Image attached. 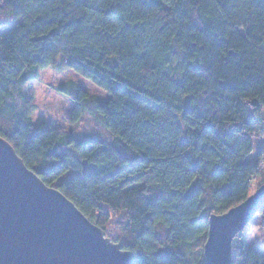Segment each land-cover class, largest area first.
Listing matches in <instances>:
<instances>
[{
	"label": "trees",
	"instance_id": "1",
	"mask_svg": "<svg viewBox=\"0 0 264 264\" xmlns=\"http://www.w3.org/2000/svg\"><path fill=\"white\" fill-rule=\"evenodd\" d=\"M181 4V8L172 10L164 0H2L0 2V115L7 112L17 125L27 130L29 124L24 123L23 114L15 112L16 101L9 99L10 89L21 88L24 84L36 80L38 72L48 67L60 71L71 70L94 84L99 80V86L110 93L107 102L101 104L96 103L95 99L84 96L79 90L74 98L73 111L76 117L82 116L85 111L91 113L111 135L113 139L111 143L92 137L72 135L71 132L61 137L58 130L50 129L45 123L36 124L29 133L27 141L29 145L41 135H44L45 139L48 136L55 137L54 147L44 153L49 164L40 169L35 162L28 164L11 136H0L13 146L23 164L39 176L45 185L59 190L103 232L105 227L112 223L113 211L121 209L122 202L127 207L135 208L134 198L144 189L143 181L153 169L163 164V161L158 160L138 141L133 143L129 140L126 143L128 129L122 125L140 115L143 110L155 112L163 110L173 116L179 112L180 118L185 121L193 115L199 121L206 115L193 107V96L185 95L182 104H175L172 102L174 98L172 96L156 95L141 82L143 77L141 81H137L131 73H126L119 53L108 52L106 47L123 45L130 66H148L155 73L157 64H149L151 52L166 51L169 55H178L180 49L175 47L174 43L179 42L180 47L185 49L182 55L187 57L186 66L185 61H181V65L185 66V74L190 70L204 80L208 78L205 77V73H210L217 64L222 70L239 73V76L230 77V80L235 82L226 81L222 76L216 82L219 92L213 93L212 96L219 95L221 101L228 105L229 111L239 106L244 117L239 132L243 134L242 142L247 145V149L241 151L243 158L239 161L235 173L241 183L237 184L233 181L228 170L221 166L223 161L221 164L213 165L207 177H202L198 174L200 161L193 155L196 150L208 149L207 145L201 146L198 143L205 134L226 143L228 139H232L237 126L229 121L225 129H219L216 124L209 121L197 130L196 124L193 123L188 131L195 140L189 139L185 134L178 144L179 147L192 149L183 155V159L190 164L191 186L185 185L187 190L181 195L188 199L199 196L205 191H211L216 202L201 199L196 205L195 215L186 225L179 229L171 226L163 227L161 232L152 233L151 241L144 239L148 235L145 224L155 225L158 217L148 213L147 207L143 211L138 210L139 215L136 216L139 221L138 227L132 228L130 225L124 227L122 223H118V226L123 228L124 234L117 241L122 243V250L133 253L130 264H144L143 257L147 254L158 259L160 256L161 264H205L203 245L207 238L208 219L215 214L223 215L230 208L245 201L251 195L252 181L257 182L258 177V180L261 179L259 173L254 171V166L256 157L264 153V148L257 149L256 154L254 152L253 160H247L253 151L251 144L256 140L252 130L257 120L252 111L244 106L251 104L257 111L264 108V15L259 16L255 24L246 27L245 22L238 19L236 9L241 4L255 5L261 13H264V0H181ZM157 8L170 14L175 11L177 22L173 27L165 20L155 34L157 40L148 39L150 51H141L140 44L150 31L151 22L146 16ZM220 13H223V17ZM117 25H120L119 33L114 36L111 33ZM161 38H163L161 41L163 48L157 43ZM130 39L131 44L128 43ZM57 57H61V60L58 61ZM258 65L259 71H257ZM160 77L178 90L184 88L183 78L176 80L167 72H160ZM192 87L198 85L193 84ZM225 93L232 95L225 96ZM18 99L25 101L21 91ZM141 105L143 108L140 107ZM206 111L211 113V109ZM211 115L215 117V113ZM148 123L147 120L143 121V125ZM220 123L224 122L220 121ZM179 127L181 125L177 124V128ZM41 128L43 133L40 131ZM117 128L119 131H116ZM246 129L248 131H245ZM16 131L18 132L19 129L17 128ZM65 145L68 146V151L76 149L74 155L77 157L80 153L85 154L79 159L85 177H91L96 185L107 186L103 191L100 187H95L91 193L92 203L87 209L67 194L66 185L75 177L71 173L59 176V172L66 170L65 164L62 159H53L57 153L64 154ZM104 161H109L110 165ZM48 172L56 175L49 180L45 176ZM146 203L147 206H153L170 201L166 199L164 191L158 189ZM261 209H264V205ZM166 215L171 217L174 212ZM165 223L167 224L168 221L165 220ZM251 223L256 222L252 220ZM146 244L150 245L147 249H145ZM231 245V264H264V250L259 252L251 248L239 234Z\"/></svg>",
	"mask_w": 264,
	"mask_h": 264
},
{
	"label": "clouds",
	"instance_id": "2",
	"mask_svg": "<svg viewBox=\"0 0 264 264\" xmlns=\"http://www.w3.org/2000/svg\"><path fill=\"white\" fill-rule=\"evenodd\" d=\"M2 2V0H0ZM168 4V8L176 10L182 7L181 0H164ZM99 6V5H98ZM127 7V6H126ZM232 7V5H229ZM238 19H242L245 22V26L255 24L257 18L264 13H261L255 5L241 4L237 9ZM123 15V13H122ZM223 17V13H220ZM146 18L151 22L149 27L150 31L148 36L143 39V43L140 44V50L149 52L148 39L157 40L156 32L163 25V22L167 20L170 24L175 27L177 22V15L175 11L171 14L168 12L161 11V8H157L154 12L147 14ZM226 18V17H224ZM120 25L111 33L116 35L119 33ZM161 40L157 41L161 48L164 47ZM132 43L131 39L128 41ZM139 43V42H137ZM175 47L180 49V54L172 56L165 52H151V59L149 64L156 63L157 71L154 73L148 66H130L128 64V57L123 51V45L120 47H106L108 52H118L121 63L125 65V72L131 73L137 81H141L146 87H149L156 95H168L174 97L172 102L175 104H182L183 96L190 95L194 99L192 101L193 107L199 112L206 113L205 118L199 121L196 120V116H191L187 121L180 118V113H175L173 116L171 113H166L161 110L155 111H141L140 115L134 119L128 121L122 125L128 129V135L125 138V142L128 143L131 140L133 143L139 142L143 147H147L152 155L158 160L163 161L161 167L153 169L152 172L145 178L143 183L145 184L144 189L141 191L136 199L135 208L125 206L122 202L121 209L119 211H113L112 223L108 224L104 231L105 234L111 239H119L124 234L123 228L118 226V223H122L124 227L129 225L132 228L139 226V221L136 216L139 215V211H143L147 207V212L151 213L156 219L155 225L145 224V230L148 233L144 237L145 241L152 240L153 232H161L163 227H175L177 229L186 225L190 218L196 213V205L201 199L211 201L215 203V198L211 191H205L199 196L190 197L185 199L181 193L185 192L187 187H190L191 176L189 174L190 164L183 159V155L186 151H192L191 148L179 147V141L185 134L188 135L189 139L195 140V137L188 130L192 128L193 123L196 124V129L199 130L203 125H206L209 121L216 124L217 128L225 129L230 121L232 125H236L237 128L242 127V121L244 117L241 114L239 106L233 107L231 111L228 110V105L221 101L220 96H212L213 93L219 92L217 81L223 76L226 81H231L230 77L233 75L239 76V73H230L228 70H222L220 65L211 69L210 73H205L207 79L201 80L197 75L191 73L190 70L185 74V66L187 63V57L182 55L185 51L184 48L180 47L179 42L174 43ZM56 59H59L57 57ZM185 61V66L181 65V61ZM165 61H167L165 63ZM203 62V61H202ZM260 66H257L259 71ZM160 72H167L168 75L176 80L183 78L184 88L178 90L173 87L172 84L167 83L160 77ZM82 79L77 73H58L52 83L59 84L61 80L65 82H71V87H75ZM47 80H41L38 82V86L42 85L41 91L47 89ZM100 81L98 80L96 85H92L89 81L86 87L89 89V98L95 99L96 96H101L105 92V88L99 87ZM193 84H197L198 87H192ZM107 86V85H106ZM98 89V90H97ZM20 91H27L26 86H22L17 89H10V100L16 101L15 112L23 114L22 119L24 123L29 124L27 130L24 127L17 125L11 116L5 112L0 115V136L9 135L13 142L19 148L21 155L31 165L35 162L40 169H43L45 165L49 164L48 158L44 155L49 148L54 147V136H48L45 139L44 135H41L38 140L29 145L27 143L29 133L33 130L38 122V114H43L44 119H52L56 125L58 133L61 137L66 136L71 131L72 135H80L83 137L85 134L98 130L102 127L100 123L96 122V118L89 112L85 111L82 117L77 121L76 125H73L67 116V112L70 104L74 103L72 97H64L56 95L52 89H47L48 98H44L41 95H37V98L33 100L31 104L25 105L21 100L18 99ZM110 94V93H109ZM225 96L232 95V93H225ZM252 95V93H249ZM203 101V103H202ZM218 105V107H217ZM143 108V106H140ZM244 107L251 110L257 124L252 130L255 134L256 140L260 141L264 139V108H260L258 111L253 108L251 104H246ZM207 109H211V113H215V117L211 113H207ZM119 111V109H117ZM175 111V110H173ZM182 111V109H181ZM123 120V117H121ZM147 120L149 123L143 125V121ZM223 121L224 123H220ZM30 122V123H29ZM177 124L181 127L177 128ZM143 125V126H142ZM19 129L17 132L16 129ZM43 133V128H41ZM119 131V128L116 129ZM245 131H248L247 129ZM109 139L111 135L107 132L104 133ZM243 134L236 132L234 129V135L232 139H228L226 143H222L219 139H215L212 136L205 134L202 139L198 141L201 146L207 145L208 149L205 151L196 150L193 155L200 161L199 175L207 177L211 171L212 166L221 164V166L228 170V174L232 177L233 181L237 184L241 183L240 178L235 174L238 167L239 161L243 158L241 151H246L247 145L242 142ZM131 146V145H130ZM231 146V147H230ZM253 152L256 154V144H251ZM143 147L141 150H143ZM65 152L63 155L57 153L53 159H62L66 170L59 172V176H66L71 173L75 179L68 185H66V191L78 203H81L86 209L92 203V191L95 187H100L103 191L106 185H96L95 180L91 177L84 176V170L82 165L79 163V159L84 157V153H80L79 157L74 155L77 151L72 149L68 151V146L65 145ZM42 149V151H41ZM216 153L215 155L213 153ZM110 165L109 161H104ZM254 171L259 173L261 177L257 182V186L264 184V153L259 154L256 157V163ZM55 173L45 174L46 178L51 180L54 178ZM123 179V177H121ZM173 185H176L173 187ZM215 187V184L213 185ZM163 190L165 197L170 203L157 204L153 206H147V201L153 197L156 190ZM175 206V207H173ZM139 210V211H138ZM174 212V215L169 217L166 213ZM135 213L136 215H133ZM256 223L247 224L239 233V236L245 240L252 241L256 238L259 239L260 244L264 245V209L258 210L255 213ZM165 220L168 223H165ZM150 245H145V249ZM144 258V264H161L160 260L153 257L151 254H147Z\"/></svg>",
	"mask_w": 264,
	"mask_h": 264
},
{
	"label": "water",
	"instance_id": "3",
	"mask_svg": "<svg viewBox=\"0 0 264 264\" xmlns=\"http://www.w3.org/2000/svg\"><path fill=\"white\" fill-rule=\"evenodd\" d=\"M263 205L261 184L242 203L208 219L205 264H231L232 241ZM132 258L0 137V264H130Z\"/></svg>",
	"mask_w": 264,
	"mask_h": 264
},
{
	"label": "rangeland",
	"instance_id": "4",
	"mask_svg": "<svg viewBox=\"0 0 264 264\" xmlns=\"http://www.w3.org/2000/svg\"><path fill=\"white\" fill-rule=\"evenodd\" d=\"M61 60V57L58 59V61ZM60 72H64V73H72L73 75H76V73H74L73 71L71 70H63V71H60L58 69H55V68H51V67H48V68H44V69H41L39 72H38V78L36 80H33V81H30V83H26L24 84L23 86H26L27 87V91H21L22 92V95L25 99V102L24 104L26 105V102H28V104H31L33 102V100H35L37 98V95H41L43 96L44 98H48V93H47V89H52L53 92L58 95V96H64V97H72L73 101H74V98L76 97L77 95V92L79 90H81L83 93H84V96H88L89 97V89L88 87H86V85L88 84V82L90 80L88 79H82L75 87H71V82H65L63 80H61L59 82V84H53L52 83V79L55 78V76L60 73ZM81 77V76H80ZM83 78V77H81ZM47 80L48 83H47V89L41 91V88H42V85H39L38 86V82H40L41 80ZM92 85H96L92 82ZM100 86H98V89H99ZM97 89V90H98ZM110 95L108 93L107 90H105L104 94L101 95V96H96L95 97V101L96 103H105L107 102V100L109 99ZM75 109V103H72L70 104L69 106V109H68V112H67V116H68V119L69 121L73 124V125H76L77 121H79L81 119L82 116L80 117H76V115L74 114V110ZM97 123H100L96 120ZM46 124L47 127H49L50 129L52 130H57V125L56 123L52 120V119H48V120H45L44 119V115L43 114H38V122H37V125H40V124ZM71 132V131H70ZM107 132L105 128L101 127L100 129L98 130H93L87 134H85L83 137H86V138H89V137H92V138H95V139H98V140H104L108 143H111V141L113 140L112 138L109 139L107 136L104 135V133ZM108 133V132H107ZM80 136V135H78ZM253 143L256 144V150L257 149H261V144H260V141L258 140H254ZM254 152L252 151V153L247 157V160L248 161H251L253 160L254 158ZM258 179L259 177L257 178V182H258ZM257 182H253L251 184V194H253L255 191L258 190V187H257ZM253 222H257L256 218L254 217L253 219ZM239 234V233H238ZM104 236L108 239L111 240V242L113 243H119L120 241H117L116 240H113L111 238H109L105 232H104ZM246 243L248 244V246H250L251 248H254L256 250H258L259 252H262L264 250V245H261L260 244V241L258 238L252 240V241H248L246 240Z\"/></svg>",
	"mask_w": 264,
	"mask_h": 264
},
{
	"label": "snow or ice",
	"instance_id": "5",
	"mask_svg": "<svg viewBox=\"0 0 264 264\" xmlns=\"http://www.w3.org/2000/svg\"><path fill=\"white\" fill-rule=\"evenodd\" d=\"M236 132H239V128L236 129ZM191 142V141H189ZM260 144H261V147L264 148V139H261L260 140ZM192 150V149H191ZM157 239H160L159 237H157ZM163 254V253H162ZM159 259L161 260L160 256H159ZM162 261V260H161Z\"/></svg>",
	"mask_w": 264,
	"mask_h": 264
},
{
	"label": "built area",
	"instance_id": "6",
	"mask_svg": "<svg viewBox=\"0 0 264 264\" xmlns=\"http://www.w3.org/2000/svg\"><path fill=\"white\" fill-rule=\"evenodd\" d=\"M253 182H255V180H253L252 183H253ZM252 183H251V184H252Z\"/></svg>",
	"mask_w": 264,
	"mask_h": 264
}]
</instances>
